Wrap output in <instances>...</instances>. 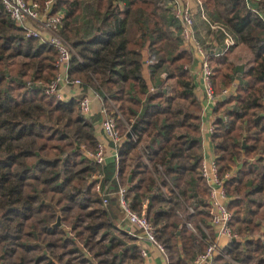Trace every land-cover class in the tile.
Instances as JSON below:
<instances>
[{"label": "trees", "instance_id": "trees-1", "mask_svg": "<svg viewBox=\"0 0 264 264\" xmlns=\"http://www.w3.org/2000/svg\"><path fill=\"white\" fill-rule=\"evenodd\" d=\"M173 2L53 0L52 11L64 13L70 75L101 93L116 117L129 206L141 213L146 203L169 264H187L205 244L184 221L202 234L208 192L194 49ZM199 2L210 33L199 42L218 98L211 142L219 175L231 170L224 187L239 236L212 264H264V0ZM57 59L53 47L24 36L0 0V264H143L135 239L114 225L113 203L103 205L96 190L115 183L117 164L88 156L99 142L94 118L81 113L78 96L46 93Z\"/></svg>", "mask_w": 264, "mask_h": 264}, {"label": "built area", "instance_id": "built-area-1", "mask_svg": "<svg viewBox=\"0 0 264 264\" xmlns=\"http://www.w3.org/2000/svg\"><path fill=\"white\" fill-rule=\"evenodd\" d=\"M6 13L9 17L23 30L24 36L27 38H36L42 44H47L53 47L58 52L57 67L58 73L55 79L47 86L46 93L56 95L57 98L64 100L65 96L61 92L63 85H69L77 90L78 107L81 113L87 117L92 115L93 106L91 96L87 94L88 90H93L92 86L84 82L80 78H74L69 73L70 63L73 55V48L70 43L62 36L60 28L64 19L62 11L53 12V0H47L45 4L37 1L27 0H1ZM198 4L200 6L199 0ZM173 7L174 16L181 24V36L183 40L192 44L194 49V59L199 60L200 64V82L203 89L205 100L212 104L215 108L218 100L215 96L211 83V69L205 59V54L199 40L196 37L194 30L193 13L188 4H180L178 0H174ZM252 10H254L252 8ZM258 12L257 10H255ZM259 17L264 22V14L258 12ZM201 17L206 21V17L201 12ZM212 28V25H211ZM226 46L232 43L229 36L225 38ZM190 70V69H189ZM98 92V91H96ZM222 94H226L228 90L222 89ZM101 96V110L104 117L101 121L103 132L111 139L115 149V161L117 164L114 172L115 183H117L118 204L124 218L130 224L127 228H122L117 225L116 228L123 233L133 237L136 244L147 243L156 247L162 254V264H169V256L163 245L157 240L155 228L145 216V210L141 213L132 210L126 200V188L120 183L118 175L119 170V153L118 147L121 144V136L116 127V117L113 112H110L105 106L103 95ZM213 132V126L210 128ZM88 156L93 158L98 164L106 163L105 144L98 142L97 148L94 151H89ZM200 174L205 181L208 199H207V214L209 224L214 229V236H211L209 231L203 228L202 234L197 233V229L187 223L186 226L203 240L205 247L197 252L194 258L187 264H212L214 258L219 254H224L218 239L224 237L229 241L239 238L237 232L233 231L230 222L232 218L231 211L227 208V193L224 187L225 179L229 178L231 170L226 172L223 177L219 175V168L215 157H202L200 164ZM98 180L102 178L101 174L95 176ZM163 189V188H162ZM96 190L99 193L103 205L109 204V192L107 189H102L100 183L96 185ZM188 211L193 213L192 207H188ZM139 246V254L142 258H147L148 253L145 247Z\"/></svg>", "mask_w": 264, "mask_h": 264}, {"label": "crops", "instance_id": "crops-1", "mask_svg": "<svg viewBox=\"0 0 264 264\" xmlns=\"http://www.w3.org/2000/svg\"><path fill=\"white\" fill-rule=\"evenodd\" d=\"M179 1L182 2L183 4H188V6L190 7L193 13L194 24L196 25L195 34H196L197 39L198 40L200 39L199 41H201L204 44L208 43L210 40V33L207 31V27L205 23L202 20H200V16L198 13V1L197 0H179ZM197 17H199V20H200L199 23H198L199 20L197 21ZM189 69L195 80V93L200 101V106H201L200 138H201V145H202V156L206 158L214 157L213 146L211 142L212 133L210 131V128L213 126V121L215 118L214 112H213L214 106L208 103L207 100H205L204 98L203 89L201 87V82H200L199 60L196 58L193 59V62L191 63ZM145 76L149 81L150 79H149L148 73L145 72ZM61 92L65 96L64 100H70L73 97H77L76 88L69 86V85H63ZM87 94L91 96L92 106H93L92 115L90 117L94 118L96 135H97L98 141L105 144L106 163H108V162L115 160V156H114L115 149H114L113 143L111 142V139L103 132L101 128V121L104 117V114L102 113V110H101V107H102L101 100H100L101 96L94 89L88 90ZM125 138H126V135H125ZM117 187H118L117 183H113L112 186L105 187V189L108 190L110 201L113 203L114 208L118 211V218L114 220V225H117L122 228H127L129 227L130 224L124 218L123 214L120 211L119 204H118ZM162 190L163 192H165L164 188ZM145 208H146V203L143 206L144 210ZM177 215L179 217L181 216L179 212H177ZM184 223L186 225L187 223H190V222L184 221ZM198 225L200 226L201 230L205 228L206 230L209 231L211 236H214V229L209 224V221L206 222V226H204L201 223H198ZM197 233H199V231H197ZM196 236L201 239V237H199L198 234ZM218 241L222 248L228 243V240L225 239L224 237H220ZM139 245L145 247L148 253V257L143 258V264H162V261H163L162 254L159 252V250L156 247L150 244H147V243H141Z\"/></svg>", "mask_w": 264, "mask_h": 264}, {"label": "water", "instance_id": "water-1", "mask_svg": "<svg viewBox=\"0 0 264 264\" xmlns=\"http://www.w3.org/2000/svg\"><path fill=\"white\" fill-rule=\"evenodd\" d=\"M134 127H135V125H132L131 128L127 131V133H126V139H129V138L132 137V135L134 133ZM55 225H58V226L61 225V219H60V217L58 218V220L55 223Z\"/></svg>", "mask_w": 264, "mask_h": 264}, {"label": "rangeland", "instance_id": "rangeland-1", "mask_svg": "<svg viewBox=\"0 0 264 264\" xmlns=\"http://www.w3.org/2000/svg\"><path fill=\"white\" fill-rule=\"evenodd\" d=\"M178 2L180 3V4H183L182 2H180L179 0H178ZM199 20V17H197V21ZM200 20H202L201 18H200ZM200 20L198 21V23L200 22ZM93 89H94V87H92ZM95 90V89H94ZM96 91V90H95Z\"/></svg>", "mask_w": 264, "mask_h": 264}]
</instances>
